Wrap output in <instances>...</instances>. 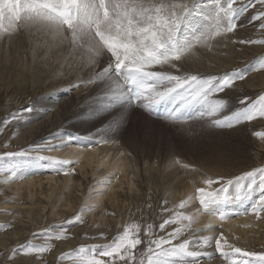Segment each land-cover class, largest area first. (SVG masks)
<instances>
[{"label": "rangeland", "instance_id": "1", "mask_svg": "<svg viewBox=\"0 0 264 264\" xmlns=\"http://www.w3.org/2000/svg\"><path fill=\"white\" fill-rule=\"evenodd\" d=\"M207 1L210 2L209 7H211L212 0ZM243 2L247 3V0H243ZM205 3L201 4L202 8H204ZM260 10L261 7L257 4L255 7H250L246 12L241 13L238 17L240 26L235 33L229 34L226 39L225 37L217 38V40L212 42L210 48H206L202 53L194 55V62L191 65H184L183 70L185 72L202 75H223L234 70H246L244 80L236 81L232 88L219 94V98L227 101L226 112L242 107L243 105L240 104L242 99L246 98L248 101H252L259 95L264 94V70H252V65L256 58L264 54V45L239 43L240 40L264 39V30L259 27L260 21L253 19ZM15 39L17 41L15 45L7 44L5 41L0 42V79L2 80H0V128H3V131H0V167H11L22 159L20 157H7L4 155L5 153L20 152L37 146L43 149L49 145H58L59 143L56 144V142L62 137H58L57 134H66L81 139L86 137L87 144L81 145L77 140H72L70 147H83V149L88 151L92 148L95 149V147H92L96 146L93 143L101 139L109 141L102 145L111 143L110 145L115 147V145L118 146V143H120L119 146L124 148L125 146L123 145H126L129 153L133 158L135 157L134 159L140 169L147 168L146 170H151L159 166L161 170L165 167L166 171H170L168 168L172 167L180 172L177 174H179V177L181 176L180 178L183 177L182 180L187 184H192L195 175L185 172L178 165L173 166L172 161L174 159L178 158L180 161L200 170V173L205 174L204 176L213 178L222 175L223 177L227 176L225 177L226 179H231L253 168L264 166V142H261L253 135L256 131H264V119L241 124L235 129H215L209 127L205 120L199 119H194L189 124H172L168 121L154 118L152 115L150 117L147 112L140 108L137 109V107L127 110L117 107L109 112H94L93 109L97 104V98L102 94L104 86L81 84L79 89L84 87L82 92L90 89V91H87L88 98L85 99L81 95L79 102H75L78 99L73 97L78 94V87L75 88L74 85L81 81H87L96 71L105 66L106 58H101L102 61L94 69L85 67L80 60L79 53H72L68 44L57 46L51 36L35 29L18 33ZM208 54L213 55L208 57ZM203 57L205 62H209L205 63L208 67L202 66ZM211 59L219 64L218 69H216V66L211 65V62H213ZM29 60L35 62L37 66ZM26 63H28V68ZM29 65L31 66L29 67ZM160 70L175 71L167 66ZM22 71L25 73L23 75L25 78L23 79L21 78ZM18 78L21 79L19 80ZM82 99L86 100V102H83L84 100ZM62 101L64 102L62 103ZM59 103L62 104L59 105ZM85 103L89 104L84 106ZM28 107H33L35 111L31 113L24 112L23 110ZM56 107L58 108L56 109ZM82 107L84 108L82 109ZM52 110H57L58 117L52 114ZM17 112L22 113L25 118L5 125L4 121L10 120L12 114ZM46 112V117L47 115L51 116L48 124L51 128L53 127V131L48 127L47 133L44 132L43 128L46 125L45 122L40 124L45 118L43 114ZM122 115L125 119L118 133L100 131L107 128L113 119H119ZM55 117L56 119H54ZM71 121L76 122L78 125L73 124L74 122L70 126L67 125ZM140 122L143 124H140ZM64 126L65 128H63ZM54 127H56V132ZM60 129L62 130L57 132ZM96 147H100V145ZM54 150H57V148ZM54 150L30 151L29 156L35 157L39 155L62 159L50 154ZM128 151L126 152L128 153ZM171 157V160H167ZM73 162L71 165H66L59 170L38 161L25 162L19 171V175H24L22 179H14L6 184L0 182V224L7 225L10 223L12 225L11 228L0 230V239H4L3 243L0 241V264H37V262L39 264H74V256L61 260L59 259L61 254L75 253L82 245L90 246L107 243L118 232H122L125 225L131 222L158 226L168 215V213L162 211V208L165 207L163 202L166 200L168 202L166 207L171 208L174 204H178L180 200L184 199L177 198L178 200L176 201L172 200L171 196L161 190V180L156 182L140 180L138 185L135 186L136 188L132 189L127 185V181L119 180V182L117 178L111 179L110 184L102 185L99 181L110 175L116 177L117 172L113 171L107 176H102L103 172L101 170L104 167L99 165L95 172L88 170L82 175L78 169L80 163L75 164L76 161ZM147 162L149 163L147 164ZM24 166L26 170L22 172ZM88 172L90 175L87 174ZM214 172L215 174L218 173V175L220 173V175H215ZM48 174L50 177H48ZM68 174L73 177L74 182H77L75 183L77 186L83 183L82 187L73 188L70 193L66 191L60 192L58 189L55 190L53 188L55 186L54 182L56 180L62 181ZM56 175L60 179H56ZM187 175L190 181L186 178L188 177ZM190 175L194 177L191 178L192 176L190 177ZM47 177L53 179L52 186L51 182H49L50 179L47 181ZM3 178V175H0V181ZM28 180H33L35 184L30 190L26 191L24 189L20 191L15 186H12L15 183H22ZM116 181L118 182L115 183ZM149 181L155 183V185L152 186ZM135 182H137V179H135ZM118 183L121 185L117 186ZM113 184L115 185L113 189L116 190L120 187V190L109 191ZM214 187H218V185ZM138 188L140 192H138ZM30 191L34 193H32L33 197H30ZM90 191L92 192L91 195H89ZM97 192L102 194L97 195ZM115 192L116 195L114 196ZM108 193L111 194L108 196ZM258 196L259 191L253 194L251 200L231 205L229 207L231 209H228L229 212L234 211L236 214L229 216L223 221L217 217L203 214V216L216 219V223H213L216 231L207 232V234L215 236L222 231L229 241L238 247L257 252L264 251V219L257 220L255 215L251 213L252 204L258 199ZM107 197L109 199L111 197V199L109 200ZM66 199L72 202L70 210L71 208L73 210H69ZM92 200H96V202ZM115 202H117V206ZM85 204L95 205L96 207L92 211L84 212V222L74 225L66 224L65 222L73 219ZM191 205L188 207L189 209L192 208L190 212L188 208L181 211L188 213L192 211L193 213L194 210L196 212V209L200 207L198 201L193 202ZM100 216L103 218L101 219ZM248 218H250L252 223L247 221ZM253 219L259 225L253 224ZM238 221H243L238 224L240 229L237 233L241 232L239 234L236 231L229 230L233 226H229V228L226 225L230 222L239 223ZM246 222L248 223L246 224ZM244 225H247V227ZM60 226L67 228L68 239L47 241L44 236L40 235L45 230L58 231ZM251 226L260 232L258 233L255 229L251 230ZM172 227H175V225L168 227L167 231H171ZM193 228H204V226L199 227L194 223ZM19 232L20 235L18 234ZM204 233L202 232L198 235H205L206 233ZM257 233L258 236L255 237L254 235H257ZM34 234L36 235L34 236ZM101 234L106 239H101ZM156 234L164 235V233L159 231L158 227L156 228ZM233 235L235 236L232 237ZM250 235L254 238L250 237ZM243 236L246 237L244 238ZM94 237L95 239H93ZM247 237L250 239H246ZM28 243L36 245L51 243L53 247L50 252L43 254L39 258L35 255L25 256L17 254L14 260H8L13 248ZM64 243H68L69 246ZM140 247L143 248L144 246L141 245ZM207 250L213 253L212 258H203L200 264H221V262L226 264L218 253H214V245ZM215 259L217 260L215 261ZM28 260L32 262L30 263ZM212 260L213 262H211Z\"/></svg>", "mask_w": 264, "mask_h": 264}, {"label": "snow or ice", "instance_id": "2", "mask_svg": "<svg viewBox=\"0 0 264 264\" xmlns=\"http://www.w3.org/2000/svg\"><path fill=\"white\" fill-rule=\"evenodd\" d=\"M257 4L261 10L253 19L260 21L259 27L264 30V0H247V3L243 0H212L210 9L202 8L200 0H0V38L35 29L51 36L57 46L68 44L72 53H79L85 67L94 69L101 58H106L105 66L87 81L74 85L104 86L94 112L137 107L172 124H189L199 119L205 120L211 128L235 129L241 124L264 119V94L252 101L242 99L240 104L243 106L231 112H226L227 101L219 98V94L232 88L236 81L245 79L246 70L202 75L183 69L197 48H210L217 38L235 33L240 26L238 17L241 13ZM239 43L264 45V39L240 40ZM165 66L175 71L160 70ZM252 70H264V54L256 58ZM23 111L31 113L35 109L28 107ZM24 118L20 112L13 113L4 124ZM124 119L123 115L113 119L100 131L118 133ZM253 135L264 142V131H256ZM73 139L78 138L69 137L66 143L43 149L37 146L5 153L7 157L22 159L11 167H0V175L4 177L0 182L6 184L22 179L19 171L25 162L38 161L56 170L71 165L74 163L71 160L31 157L29 152L66 147ZM108 142L107 139L95 141L97 144ZM172 164L192 174L199 172L178 158ZM113 178L118 177L110 175L99 183L110 184ZM192 187L194 192L171 208L166 207V200L163 202L162 211L168 215L158 226L131 222L109 242L82 245L75 253L61 254L59 259L74 256V264H200L201 259L212 258L213 253L207 249L214 245L215 253L226 264H264V251L238 247L222 231L215 236L198 235L215 232L211 222L204 228H193L201 214L221 221L235 215L229 212V207L251 200L257 191L259 196L252 204L251 213L257 220L264 219V166L231 179L223 176H205L199 182L193 179ZM194 201L200 205L195 213L181 211ZM95 207L85 204L65 223H83L84 212ZM173 225L175 227L167 231ZM11 226L10 223L0 224V230ZM157 227L164 235L156 234ZM67 232L66 227L60 226L58 231L45 230L40 235L47 241L66 240L69 238ZM100 238L106 239L103 234ZM52 247L51 243L20 245L12 249L8 260H14L17 254L39 258Z\"/></svg>", "mask_w": 264, "mask_h": 264}, {"label": "bare ground", "instance_id": "3", "mask_svg": "<svg viewBox=\"0 0 264 264\" xmlns=\"http://www.w3.org/2000/svg\"><path fill=\"white\" fill-rule=\"evenodd\" d=\"M200 2H201V4H203V3H205V5L203 6L204 8H211V7H209V1H205V0H200ZM242 16H243V14H242ZM245 19V18H244ZM248 21V20H247ZM240 23V22H239ZM243 26V25H242ZM247 26V25H246ZM245 28V27H244ZM17 35V34H16ZM16 35H14V36H12V37H7V36H5V37H2V38H0V42H2V41H5V42H7V44H13V45H15V44H17V41H16V39H15V36ZM227 38H228V36H227ZM225 39H226V37H225ZM221 42V41H220ZM224 44V43H223ZM204 50H206V48H202V47H199L198 48V50H196V54H200V53H202ZM35 53V52H34ZM35 54H37V53H35ZM38 55V54H37ZM213 54H208V57H210V56H212ZM203 59V62H202V66H204V67H208V65H205V63L207 64V63H209V62H205L204 61V57L202 58ZM32 60H34V59H32ZM32 60H29V61H31L32 62ZM102 61V60H101ZM211 61H213V62H211V65L212 66H216V69H218V63L215 61V60H213V59H211ZM194 62V56L191 58V59H189L188 61H187V63H185L186 65H191L192 63ZM32 63H34L35 64V62H32ZM197 63V62H196ZM28 63H26V67L28 66L27 65ZM33 64V65H34ZM36 65V64H35ZM31 65H29V67H30ZM37 66V65H36ZM189 67V66H188ZM222 67V66H221ZM28 68V67H27ZM165 68V67H164ZM3 70H4V68H2ZM2 69H1V71H2ZM6 69V68H5ZM17 69V68H16ZM170 69V68H169ZM187 69V68H186ZM7 70V69H6ZM11 70V69H10ZM18 70V69H17ZM23 70H25L24 68H23ZM168 70V69H167ZM166 70V71H167ZM201 70V69H200ZM5 71V70H4ZM8 71V70H7ZM171 71V70H170ZM10 72V71H9ZM17 72V71H16ZM18 72H20V71H18ZM15 73V72H14ZM22 73V79L23 78H25V76L23 77V75L25 74V73H23V71L21 72ZM4 74V73H3ZM13 74V73H12ZM20 74V73H19ZM9 75V74H8ZM35 77L36 78H38V76L37 75H35ZM5 78V77H4ZM21 78H18L19 80L21 79ZM39 79V78H38ZM1 80V79H0ZM2 81V80H1ZM28 83V82H27ZM90 87H92V85H90ZM75 88H77V87H75ZM78 89V94L75 96V97H73V98H77L78 100H75V102H79V100H80V96L82 95V97L83 98H88L87 96H88V90L90 91V89H88V90H86V91H84V92H82L83 91V89H84V87H81L80 89H79V87L77 88ZM86 92V93H85ZM83 93H85L84 95H83ZM230 93V92H229ZM73 94H75V93H73ZM71 97V96H70ZM72 98V97H71ZM72 98V99H73ZM67 99V98H66ZM65 99V100H66ZM69 99V98H68ZM64 100V101H65ZM82 100H84V99H82ZM64 101H62V103L64 102ZM66 101H68V100H66ZM73 101V100H72ZM81 102V101H80ZM83 102H86V100H84ZM61 103V104H62ZM67 103V102H66ZM71 103V102H70ZM60 103H59V105H61ZM86 104H89V103H85L84 104V106L86 105ZM58 105V104H57ZM65 106V105H64ZM80 106V105H79ZM88 106V105H87ZM51 107V106H50ZM54 107V106H53ZM63 107V106H62ZM81 107V106H80ZM58 107H56V109H57ZM84 107H82V109H83ZM10 110V109H9ZM53 111V112H52ZM51 112H52V114H54V115H56V117H58V113H56L57 112V110H52ZM59 111V110H58ZM44 113V112H43ZM47 114V112L45 113V114H43V116H45ZM34 115V114H33ZM37 115V114H36ZM54 115H53V117H54ZM51 117V116H50ZM50 117H49V115H47V117L45 116V118L42 120V122H41V120H40V124H42L43 122H45V126L43 127L44 128V132L45 133H47L46 131L49 129L48 127H50L51 128V126L48 124V120H51L50 119ZM56 117L54 118V119H56ZM138 118V117H137ZM53 120V119H52ZM137 120H141V119H137ZM150 120V119H149ZM148 120V121H149ZM55 121V120H54ZM57 121V120H56ZM69 121V120H68ZM154 121V120H153ZM62 122V121H61ZM64 122V121H63ZM74 121H71V122H69V123H67V125H71L72 123H73ZM136 122V121H135ZM143 122V121H142ZM142 122H140V124L142 123ZM37 123V122H36ZM50 123V122H49ZM56 123V122H55ZM256 123V122H255ZM35 124V123H34ZM62 124V123H61ZM73 124H76V125H78L76 122H74ZM143 124V123H142ZM145 124V123H144ZM37 125H38V123H37ZM57 125H58V123H57ZM57 125H55V126H57ZM35 126V125H34ZM40 126V125H39ZM39 126H36V127H39ZM43 126V125H42ZM53 126H54V124H53ZM34 128V127H33ZM40 128V127H39ZM53 128V127H52ZM52 128H51V130H52ZM55 128L56 127H54V131H55ZM63 128H65V126L63 127ZM68 128V127H67ZM66 128V129H67ZM243 128V127H242ZM31 129V128H30ZM42 129V128H41ZM57 129H58V127H57ZM62 129H60L59 131H57V132H60ZM242 130V129H241ZM256 130V129H255ZM40 131V130H39ZM53 131V130H52ZM64 131V130H63ZM149 131H151V130H149ZM232 131V130H231ZM235 131V130H234ZM43 132V133H44ZM56 132V131H55ZM233 132V131H232ZM238 133V132H237ZM40 134H41V132H40ZM239 134V133H238ZM248 134V133H247ZM57 136L58 137H62L61 139H59V140H57V142H56V144H60V143H62V142H67L68 141V138L69 137H72V136H70V135H64V134H57ZM105 137V136H104ZM78 138V137H77ZM110 138H111V136H110ZM120 139V138H119ZM166 139V138H165ZM73 140H77L78 142H79V144H81V145H85V144H87L88 142H86V140H87V138L85 137V138H83V139H81V138H78V139H73ZM96 140V139H95ZM122 140V139H121ZM120 140V141H121ZM169 140V139H168ZM112 141V140H111ZM110 141V142H111ZM114 141V140H113ZM119 142V141H118ZM122 142V141H121ZM116 143V142H115ZM55 144V143H54ZM103 143H100V144H97V143H93V145H100V147H96V146H92V147H95V149H91L90 151H88V150H86V149H83V147L82 148H75V147H70V145H68V146H66V147H60V148H57V150H54V151H52L50 154H54L55 156H57L58 158L60 157V158H62V159H64V160H66V159H68V160H73V161H76V163L75 164H78V163H80V165L78 166V169H79V171L82 173V175L84 174V172L86 173V171H88V170H91L92 172H95L96 171V169L99 167V165H103V167H104V169H102L101 171L103 172L102 173V176H107V175H109L110 173H112L113 171H116L117 172V174H116V177H118L117 178V180L119 181V180H125V181H127V185L129 186V188L131 187V189L132 188H136L135 186L136 185H138V181H140V180H142V181H145V180H151V181H154V182H156L157 180H161V184H162V186H160V187H162V191L163 192H165V194H167V195H169V196H171L172 198V200H178L177 198H180V199H182V198H184L185 199V197H187L189 194H191V193H193V191H194V189H193V187H192V184L191 183H189V184H187L184 180H182L183 179V177L182 178H180L179 177V174H177L179 171H177L175 168H172V167H170V168H168V169H170V171H166V169H165V167H164V164H163V167H164V169H160V167L158 166V167H154V168H152L151 170H146V169H140V167H139V165H138V163H137V161L133 158V156L129 153V151L127 150V147H126V145H123V146H125V148L124 147H121V146H119L120 145V143H118V146L117 145H115V147L114 146H111L110 144L111 143H109L108 145H102ZM111 147H110V146ZM126 151H128V153L126 152ZM172 159V157L171 158H168L167 160H171ZM208 160V159H207ZM100 161H101V164H100ZM149 162H147V164H148ZM153 163V162H152ZM149 165H151V164H149ZM170 165V164H169ZM168 165V166H169ZM167 166V167H168ZM149 167V166H148ZM153 167V166H152ZM162 168V167H161ZM247 169V168H246ZM26 170V167L24 166L23 167V169H22V172H24ZM76 170V169H75ZM215 172H216V170H214ZM78 172V171H77ZM186 172V171H185ZM201 171L199 170V172L197 173V174H192V175H195V177L194 176H192V175H190V177L191 178H193L194 177V179L197 181V182H199L200 180H202L205 176V174L203 173H200ZM215 172H214V174H215ZM180 173V172H179ZM183 173V172H182ZM210 173V172H209ZM240 173V172H239ZM87 174H89V172L87 173ZM191 174V173H190ZM211 174V173H210ZM224 174V173H223ZM228 174V173H227ZM21 175V174H20ZM90 175V174H89ZM209 175V174H208ZM215 175H218V173L217 174H215ZM219 175H220V173H219ZM218 175V176H219ZM236 175V174H235ZM21 176H24V175H21ZM84 176H86V175H84ZM186 176V175H185ZM188 176V175H187ZM198 176H201V177H198ZM222 176V175H221ZM48 177H50L49 176V174H48ZM47 177V178H48ZM56 179H60L57 175H56ZM211 177V176H210ZM225 177H227V176H225ZM52 178H54L53 176H52ZM88 178V177H87ZM186 178H188V180H189V176L188 177H186ZM185 178V179H186ZM51 181H50V180ZM63 179V178H62ZM86 179V178H85ZM135 179H137V182H135ZM49 180V182H51V186H52V182H54L53 181V179H51V178H48L47 179V181ZM87 180V179H86ZM19 181V180H18ZM57 181V182H56ZM54 183H55V186L53 187L55 190H59L60 192H62V191H66L67 193H70L72 190H73V188L75 189L76 187H82V185H83V183H82V185L81 184H79L78 186H77V184H75V183H77V182H74V179H73V177H71L70 176V174H68V175H66L65 177H64V179L62 180V181H60V180H56ZM118 181H116L115 183H117ZM190 181V180H189ZM17 182V181H16ZM120 182V181H119ZM15 183V182H14ZM13 183V184H14ZM149 184H151L152 186H154L155 185V183H151L150 181H149ZM34 182H33V180H28V181H25V182H22V183H15L14 185H12V186H15V188L17 189V190H20V191H23L24 189L27 191V190H30L31 189V187H34ZM121 184L120 183H118L117 184V186H120ZM115 185L113 184L111 187H110V189H109V191H111V190H115V189H113V188H115L114 187ZM157 186V185H156ZM9 188H12V187H9ZM120 188V187H119ZM119 188H117V189H119ZM121 188H122V186H121ZM128 188V189H129ZM116 189V190H117ZM13 190V189H12ZM115 190V191H116ZM120 190V189H119ZM121 190H123V189H121ZM138 190V192H140V190H139V188L137 189ZM160 190V191H161ZM134 191V190H133ZM136 191V190H135ZM31 192V191H30ZM33 192H31V196L30 197H33V194H32ZM112 193H114V192H112ZM111 194V193H110ZM109 193L107 194L108 196L110 195ZM131 194V193H130ZM116 195V192H115V194H114V196ZM161 196H162V194H161ZM108 199H109V197H107ZM107 199V200H108ZM110 199H111V197H110ZM109 199V200H110ZM108 200V201H109ZM113 200V199H112ZM92 201H94V202H96V200H92ZM197 202V201H196ZM116 203V206H117V202H115ZM194 203H195V201H194ZM66 204H67V206H68V208H69V210H70V205H72V202H70V200H68V199H66ZM244 205H245V203H243ZM65 206V205H64ZM192 206V205H191ZM239 206H241V205H239ZM199 207V206H198ZM34 208H35V206H34ZM107 209V208H106ZM189 209V208H188ZM191 210H192V208H190ZM190 209H189V212H190ZM193 209H195V208H193ZM229 209H231V208H229ZM71 210H73L72 208H71ZM70 210V211H71ZM104 210V209H103ZM197 210V209H196ZM33 211V210H32ZM194 212H195V210H194ZM193 212V213H194ZM234 212V211H233ZM191 213H192V211H191ZM58 216V215H57ZM57 216H56V218H57ZM101 217V216H100ZM103 217H101V219H102ZM107 218V217H106ZM105 219V218H104ZM216 219L215 218H210V217H206V216H203V214H201V215H199L198 216V222L196 223V225H198L199 227H202V226H205V225H207L209 222H211L212 224L213 223H216V221H215ZM241 220H243V219H241ZM100 221V220H99ZM233 221V220H232ZM247 221H250V218H248V220ZM253 221H254V223L253 224H258L259 225V223L258 222H255V219H253ZM257 221V220H256ZM103 222H105V220H103ZM239 223H236V222H230V223H227L226 225L229 227V226H233L231 229H229V228H227V229H229V230H233L234 232L236 231V233L239 231V229L240 228H238V224H240V222H243V221H238ZM248 222H246V224H247ZM249 223H252L251 221L249 222ZM103 224V223H102ZM102 224H100V225H102ZM243 224V223H242ZM258 225H257V227H258ZM225 226V225H224ZM237 226V227H236ZM245 226V225H244ZM256 226V225H255ZM254 226V227H255ZM226 227V226H225ZM246 227V226H245ZM252 227V226H251ZM250 227V229L251 230H254L255 228H251ZM243 230V229H242ZM256 230V229H255ZM232 231V232H233ZM244 231V230H243ZM256 231H258V230H256ZM253 232V231H252ZM251 232V233H252ZM260 231H258V233H259ZM206 234H207V232H205ZM204 233V234H205ZM212 233V232H211ZM239 233H241V232H239ZM239 233H237V234H239ZM244 233V232H243ZM246 233V232H245ZM250 233V232H249ZM249 233H248V235H249ZM255 233V232H254ZM258 233H257V235H254L255 237L256 236H258ZM19 235H20V232L18 233ZM205 234V235H206ZM247 234V233H246ZM3 235V234H2ZM208 235V234H207ZM211 235V234H210ZM244 235V234H243ZM6 236V235H5ZM235 235H233L232 237H234ZM238 236H240V235H238ZM1 237V236H0ZM7 237V236H6ZM240 237H242V236H240ZM244 237V236H243ZM246 237V236H245ZM244 237V238H245ZM250 237H253V236H251L250 235ZM244 238H240V239H244ZM249 237H247L246 239H248ZM254 238V237H253ZM233 239V238H232ZM250 239V238H249ZM252 241H253V239H251ZM258 240V239H257ZM0 241L3 243L4 242V239L2 238V239H0ZM247 241V240H246ZM258 241H260V240H258ZM60 243V242H59ZM72 243V242H71ZM66 246H69L68 245V243H64ZM241 245V244H240ZM73 246V245H72ZM211 252V251H210ZM214 252V251H213ZM215 253V252H214ZM28 259V258H27ZM219 259V258H218ZM34 260V259H33ZM217 259H215V261H216ZM27 261V260H26ZM29 261V260H28ZM30 262V261H29ZM32 262V261H31ZM30 262V263H31ZM37 262V261H36ZM35 262V263H36ZM211 262H213V260L211 261ZM204 263V262H203ZM205 263H206V260H205ZM215 263V262H214ZM32 264V263H31ZM37 264H39L38 262H37ZM210 264H212V263H210ZM216 264V263H215ZM221 264H222V262H221Z\"/></svg>", "mask_w": 264, "mask_h": 264}]
</instances>
